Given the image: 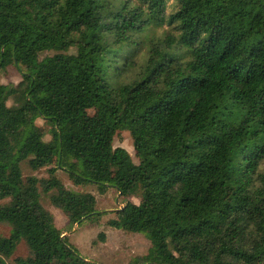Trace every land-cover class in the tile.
Here are the masks:
<instances>
[{
	"label": "trees",
	"instance_id": "trees-1",
	"mask_svg": "<svg viewBox=\"0 0 264 264\" xmlns=\"http://www.w3.org/2000/svg\"><path fill=\"white\" fill-rule=\"evenodd\" d=\"M168 6L0 0V70L21 75L0 80V223L11 228L0 264L22 240L29 254L17 264H97L42 201L74 226L101 214L89 185L145 193L106 221L151 242L126 264H264V0ZM152 24L168 28L151 38ZM121 131L138 163L113 146ZM22 163L46 174L25 176Z\"/></svg>",
	"mask_w": 264,
	"mask_h": 264
},
{
	"label": "rangeland",
	"instance_id": "rangeland-1",
	"mask_svg": "<svg viewBox=\"0 0 264 264\" xmlns=\"http://www.w3.org/2000/svg\"><path fill=\"white\" fill-rule=\"evenodd\" d=\"M174 2L175 0H169L168 12L171 11ZM167 28L168 24H152L148 30V35L151 38H159L163 36ZM147 48L148 45L138 52L136 59L139 63L146 59ZM49 53L52 54L53 52ZM0 80L6 84H17L21 81V75L18 69L11 65L6 69L0 70ZM8 103L11 104L12 100H9ZM88 113L91 115L96 114L97 109L90 108L88 109ZM37 124L39 131L44 134V139L50 140L52 138L50 124L41 116L37 118ZM113 146L124 147L131 154L133 160L138 163V159L135 156L133 138L129 131L118 132L114 137ZM22 171L25 176L30 174L42 176L46 174L45 168L33 170L26 163H22ZM58 174L67 187L80 190L68 178L66 172L59 170ZM86 189L97 197L98 211H101V214L92 215L82 222L76 223L74 226L68 223L67 216L60 209L51 205L46 197L42 198L43 203L54 214L57 227L64 231V234L68 236L70 242L77 248L80 255L84 259L91 260L97 264H126L133 257L145 254L151 247V242L145 234L113 228L106 222L107 219L114 216L113 211L124 206L127 201L135 203L143 202L146 199L144 191L140 189L133 196L124 199L113 187H108L103 193L94 185H89ZM10 229L9 225L0 223L1 235H9ZM101 232H104V239L98 237ZM28 254L27 244L22 240L18 244L13 256L7 258V262L9 264H17L15 261L17 257H24Z\"/></svg>",
	"mask_w": 264,
	"mask_h": 264
}]
</instances>
